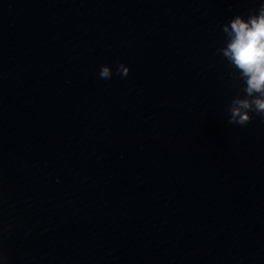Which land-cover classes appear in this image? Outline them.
Returning a JSON list of instances; mask_svg holds the SVG:
<instances>
[{"label":"clouds","instance_id":"clouds-1","mask_svg":"<svg viewBox=\"0 0 264 264\" xmlns=\"http://www.w3.org/2000/svg\"><path fill=\"white\" fill-rule=\"evenodd\" d=\"M229 24L223 26V32L228 37L227 45L218 51L239 74L238 79L243 82L245 93L243 97L232 99L229 123L246 126L252 119L250 113L264 116V3L247 19L236 15ZM117 73L127 76L129 68L120 64ZM99 75L110 79L112 70L104 65Z\"/></svg>","mask_w":264,"mask_h":264}]
</instances>
